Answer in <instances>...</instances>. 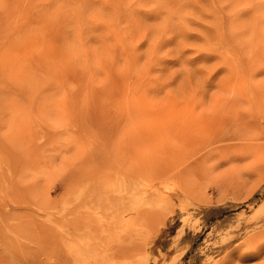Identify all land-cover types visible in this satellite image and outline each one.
<instances>
[{
  "label": "rangeland",
  "instance_id": "1",
  "mask_svg": "<svg viewBox=\"0 0 264 264\" xmlns=\"http://www.w3.org/2000/svg\"><path fill=\"white\" fill-rule=\"evenodd\" d=\"M0 264H264V0H0Z\"/></svg>",
  "mask_w": 264,
  "mask_h": 264
},
{
  "label": "bare ground",
  "instance_id": "2",
  "mask_svg": "<svg viewBox=\"0 0 264 264\" xmlns=\"http://www.w3.org/2000/svg\"><path fill=\"white\" fill-rule=\"evenodd\" d=\"M111 199V198H110Z\"/></svg>",
  "mask_w": 264,
  "mask_h": 264
}]
</instances>
